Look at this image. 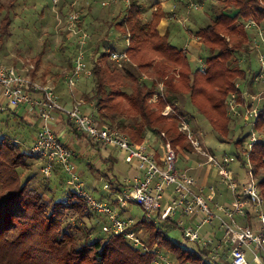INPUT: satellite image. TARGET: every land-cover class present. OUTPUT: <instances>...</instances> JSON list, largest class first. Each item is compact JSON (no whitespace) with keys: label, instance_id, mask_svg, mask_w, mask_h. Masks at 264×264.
Returning a JSON list of instances; mask_svg holds the SVG:
<instances>
[{"label":"trees","instance_id":"trees-1","mask_svg":"<svg viewBox=\"0 0 264 264\" xmlns=\"http://www.w3.org/2000/svg\"><path fill=\"white\" fill-rule=\"evenodd\" d=\"M118 4L124 7L123 18L113 21L119 33L114 39H109L107 29L105 35L95 41L89 62L85 54L91 81L83 85L81 98L92 106L89 113L93 114L97 124L118 130L135 145L144 143L147 132H153L157 138L162 132L177 154L190 152L191 147L184 141L185 134L177 128L178 117L174 114L165 118L161 114L162 109L170 105L180 115L176 104L181 97L187 96L191 107L224 141L230 132L231 122L227 117L226 101L235 90V83L244 80L247 88L255 91L248 84L253 75L250 67L239 65L238 54L248 57L249 41L254 48L251 51L256 49L254 38L259 39V46L262 43L257 33L253 39L248 36L246 26L249 22L257 26L264 22V0H224L211 23L193 33V37L208 51L203 68L191 65L185 50L170 42L168 30L163 35L157 31L159 22L166 18L167 13L154 10L152 20L143 22L141 8L135 1L110 2L113 6ZM210 7L212 11L217 9L213 5ZM59 11L64 13L63 0ZM79 19L77 29L87 32ZM9 23L6 18L7 27ZM127 38L130 39L127 50L126 46L117 50L110 44L116 39H123L126 43ZM87 45L88 42L85 52ZM74 46L75 51L66 62V73L73 67L72 57L78 49L76 42ZM102 47L105 51H100ZM65 49L61 47V50ZM112 51H125L137 67L126 60H121L122 67H119L118 62L108 60ZM157 57L172 68L169 73L164 65L158 66V77L153 78L148 86L141 82L140 75ZM156 81L163 83V96L154 90ZM77 87L76 90L74 88V96L78 94ZM155 94H158V99L153 104L150 99ZM255 123L256 129L264 126V106ZM69 125L78 133L70 122ZM32 134L19 114V108L7 107L0 111V264H154V254L135 249L125 239L103 232L105 218L89 210L72 188L64 199H57L60 197L57 196V188L63 183L67 185V179L64 181L67 174L58 163L53 164L49 178L41 174L45 159L30 155V143L34 140ZM81 137L84 139L83 135ZM243 140L230 141L239 159ZM89 147L95 153L100 151L98 146ZM250 162L254 174L258 175L256 183L264 199V169H261L264 168V140L254 146ZM137 223L145 229L143 236L147 246L157 245L158 254L171 261L195 264L200 258L208 257L206 249H199L196 253L173 243L167 236L169 230L177 228L172 221L157 223L141 218ZM98 225L104 236L98 234Z\"/></svg>","mask_w":264,"mask_h":264},{"label":"built area","instance_id":"built-area-1","mask_svg":"<svg viewBox=\"0 0 264 264\" xmlns=\"http://www.w3.org/2000/svg\"><path fill=\"white\" fill-rule=\"evenodd\" d=\"M53 1L56 5L58 0ZM92 1L100 2L102 6L116 2V0ZM124 1L128 3V0ZM193 8L197 9V6ZM78 19L77 12L69 13L64 19L67 29L75 35L78 46L72 59V70L65 79L66 87L73 96L70 107L61 104L52 86L40 83L13 67L0 66V95L7 107L17 109L28 106L42 123L29 147L30 155L45 159L41 174L49 178L53 164L58 163L69 176L67 185L74 188L89 210L105 218L102 231L125 239L135 249L154 254L156 256L154 264L171 262L158 254L157 245L154 244L150 248L147 246L142 224L131 218L122 217L126 203L140 207L146 221L174 222L182 231L187 243L208 250V257L213 264H264V199L254 180L250 162L251 151L263 140V136L257 133L255 122L264 106V93L253 92L249 88L243 89L240 83L242 81H237L235 90L228 95L226 101L227 113L233 122L244 127L247 125L254 127V131L249 134L241 149L240 156L243 159L237 156L230 158L226 154L216 157L204 149L187 122L170 105L162 112L164 116L175 114L178 117V129L185 134L192 152L205 160L204 163H198L197 168L208 165L216 170L221 184L230 191L231 202L221 204L215 200L213 187L206 191L197 183L194 176L187 171L179 170L178 155L164 133L158 135L162 153L155 157L145 143L135 145L118 130L99 126L93 114L82 112L83 100L74 96L73 89L78 80L90 77L91 71L85 65L84 49L89 35L82 29H77ZM251 26L254 24L249 22L246 27ZM257 36L264 42L260 30ZM128 39L126 50L129 45ZM253 44L258 49L257 38H254ZM109 57L112 61L118 62L119 67H122L121 60L130 61L125 51L122 53L112 51ZM258 62L260 71L248 80V84L254 88L259 83H264V57L259 56ZM54 114L65 116L89 145L98 146L100 150L116 149L122 152L121 156L125 163L135 164V174L123 178L114 200L96 199L82 188L73 165L76 152L62 143L55 132L46 126ZM235 161L241 163V168L245 171V180L242 182L232 172L231 164ZM237 217L241 219L240 222L237 221ZM205 228H209V231L203 232Z\"/></svg>","mask_w":264,"mask_h":264},{"label":"rangeland","instance_id":"rangeland-1","mask_svg":"<svg viewBox=\"0 0 264 264\" xmlns=\"http://www.w3.org/2000/svg\"><path fill=\"white\" fill-rule=\"evenodd\" d=\"M133 1H135L141 8L140 17L143 22H150L152 20L153 18L152 11L157 9L161 11L160 6L154 8L155 6L158 5L157 3L159 1H164L165 5L168 4L169 7L166 10V13L169 9L171 11L170 10L168 11L167 13L168 15H166V19L167 22H172L171 33L175 32V34H173V37H175V39L169 38L170 42L178 48H182L184 50L186 49L187 50L186 56L188 57L191 65L193 67L201 68L200 66L202 65V62L199 63L198 60L204 61L208 56V51L203 46L201 47L200 53L198 54L199 56L193 55L191 52H188L189 51L188 39L194 38L193 33L195 31L211 23V21L218 14L219 8H222L221 5H217L215 7L217 9L212 11L210 10L211 7L210 8L208 7L209 6L208 0H191L192 4L190 8H188L187 10L180 9L179 11L177 10L175 12L177 4L182 5L180 1L179 3H177L178 0H133ZM63 2H64V13H61L59 11V8L62 4V0H58L56 5L53 0H0V66H6V67L20 66V68H24V69L27 68L28 70L26 69L23 70L24 72H22V74L29 75L28 72H30L31 70L30 74H33L32 72H36V75L34 76L35 79L33 78L34 80L52 86L51 85L52 80L50 77H47L46 80L43 81L39 79V76L43 71H49V72L51 71V73H58V74L62 73L65 75L66 66H67L66 62L67 59L71 58V56L73 55L75 51L74 44L76 42L75 35L72 34L71 30L69 31L67 29V24L64 21L66 16L71 12H77L79 14V17L81 18L79 19V21L82 22V26L89 35V40L87 41L88 45L86 47V52H85L86 59L88 62L90 60L89 56L93 51L95 41L102 38L107 32V29L110 32L109 39L111 38L114 39L118 30L113 25V21L114 20L120 21L123 18L124 13L122 11L124 10L123 9L124 7L122 5L118 4L113 6L109 4L110 6L107 5V7H103L98 2L92 4V2L87 0H63ZM193 6L194 7L197 6V9L193 8ZM112 7H114V9L111 10ZM178 13L181 14L182 16H179ZM196 17L198 18V20L192 21ZM6 18L10 20L8 27L5 24ZM159 25L157 26V31L161 30ZM247 34L250 38L253 39L255 35V31L253 29L248 30ZM251 42L250 41L248 42V49L250 52L249 56L244 57V54L242 56H240L241 54H238L239 56L238 59H240L238 60V63L243 68L249 66L252 74H257L260 71L258 58L259 56L264 57V42L260 43L258 50L255 49L252 51L251 49L254 48ZM128 43L130 45V39H128ZM110 44H112L113 47L116 48L117 50L124 49V47L126 46V43H124L123 39H116L115 43H110ZM61 47H65L66 49L63 51L61 50ZM100 51H105V49L102 47L100 48ZM41 52H43V56H44L43 58L40 55ZM149 52L150 51H148V53ZM37 55L38 56L40 55L39 60L36 57ZM104 60L105 59H103L102 62H104ZM108 60L112 61L110 57ZM130 62L133 64L135 68L137 67L136 63L132 61V58ZM161 64L164 65V67H167V71L170 73L172 67H170V65L164 62L162 63V61L157 57L152 60L151 67H149L147 71H142L143 74L140 75L141 82H145L149 86L151 82L158 77L156 71L157 69H160V67L158 66H160ZM34 65L36 66L38 65V66L35 69H31L30 66H34ZM38 67L39 70L36 71ZM64 75L62 76V78H59L58 80L63 83V89L61 93L68 99L69 102H71V104H69L71 106L73 102L72 99L73 96L71 95L69 89L65 86V83L63 81ZM177 78L178 76L175 75V79ZM238 81L243 82V84L242 82H240L242 85L241 87L243 89L247 88L246 81L244 80H238ZM80 83L78 82V84ZM78 84H76V86H78ZM155 85L156 88L154 90L156 92L158 91V93H160V95L163 96V83L160 81H156ZM253 90H255V92L257 93H264V83H259L257 87L253 88ZM73 94H75L74 89H73ZM75 97L78 98V95L76 94ZM156 98L158 99V94L153 95L152 99H150L151 103L155 104ZM69 105L67 107H70ZM176 105L178 107L177 112L190 126L195 137L200 141L204 149H206L209 152H212L214 155H216V157H221L222 155L226 154L230 158H234V157L237 158L236 157L237 151L235 149V146L233 143H230V141L244 138L242 145L243 148L249 134L254 131V127H252L251 125H247L243 127L240 123L238 124L237 122H233L229 118L227 113V117L231 121L229 122L230 132L229 134H227L226 139L225 140L223 139L224 141H222L211 130V127L209 126V122L205 120L202 116H200L198 113H196V111L191 107V104L187 96L181 97L180 102H178ZM164 108H166V106ZM164 108L161 111L162 115ZM155 109H157L156 106ZM171 115H165V116L163 115V116L165 118H168ZM178 127H179V123H178ZM257 131H258L257 133L258 134L260 133L264 139V126L258 128ZM150 134L152 135L147 137L146 140L147 142L144 143L148 147L150 146V148L153 147V150H156V153L159 152V154H161L162 150L159 147V145L161 144L160 140L157 139L156 134H154L153 132H151ZM167 139L169 140V138ZM186 140L184 141L187 144ZM61 142L69 146L66 142L64 141ZM87 145H89V143H87ZM178 154H177L178 155L177 167L179 168V170L187 171L189 174L194 176L196 175V173L203 174L204 176H208L210 173L208 177L209 179L208 184H212L214 189L216 190L217 195L218 196L222 195L223 196L222 198L223 199L225 198L224 200H228L229 197L231 199L232 196L230 194V191L227 190V188L223 184H221L220 177L218 176L216 170L212 169L208 165H202V167L199 168L200 169L199 171H191L189 169L190 167L195 166V164L197 165L198 163H204L205 160L202 157L196 155L193 152H185L184 154L180 152ZM82 159H84V161L76 163L77 166L76 174L80 178V182L82 183V188H84L85 191L90 193L96 199H102L101 195L103 196L108 195L105 192L102 193V186L107 181L103 177L104 174L109 172L110 174L119 177L117 179H122L124 177H127L130 171L129 166L127 164H125L123 161H117L118 166L114 167L112 171L107 172L104 168V165L101 164V166H99V164L97 163V157H95L94 153L91 154V157L82 158ZM231 169L233 174L238 178L240 182L245 180L244 179L245 171L244 169L241 168V163L239 164L237 161L233 162V164H231ZM261 169L263 170L264 168ZM262 170H260L261 173ZM252 172H253L254 180L256 181L258 175L254 174L253 167H252ZM65 179L68 180L69 176L65 175L64 181ZM71 188L74 190L73 187H69L63 183L62 187L57 188V196L60 195V197L56 196L57 199H60L61 197L62 199H64L66 193H68L69 190H71ZM258 189L261 190V188ZM94 190L99 192V194L96 193ZM217 199L218 198H216V200ZM104 200L105 201L114 200V196H107ZM122 217L131 218L134 221L138 222L139 220H141V218H143V211L140 207L136 206L133 203H129V204L126 203ZM236 219L238 222L241 221L239 217H237ZM157 223H162V222L157 221ZM208 229L209 228H205L203 232ZM144 233H145V229H144ZM98 234H100V236H104V234L101 232L99 225H98ZM167 236L173 243L180 245L184 249L195 251L196 253L200 249L198 246L194 244L187 243L182 235V231L178 227L169 230ZM170 262L171 264H179L178 262L176 263L173 260L172 261L170 260ZM186 264H191V263H186ZM195 264H213V263L210 260V258L202 257Z\"/></svg>","mask_w":264,"mask_h":264},{"label":"crops","instance_id":"crops-1","mask_svg":"<svg viewBox=\"0 0 264 264\" xmlns=\"http://www.w3.org/2000/svg\"><path fill=\"white\" fill-rule=\"evenodd\" d=\"M179 1L182 3V5H178L177 4L175 12L177 10L179 11L180 9L181 10L182 9L183 10H187L188 8L191 7V4H192L191 0H178L177 3H179ZM208 1H209V6L208 7L210 8L211 5H213L214 7H216L217 5H220V3L223 2L224 0H208ZM164 3H165L164 1H159L157 3L158 5L155 6L154 8L160 6L161 7V12L166 13V10L168 9L169 5L168 4L165 5ZM154 8H153V10H154ZM168 11H167V13H168ZM172 15H173V13H172ZM178 15L182 16L179 13H178ZM197 20H198V18L196 17L192 21H197ZM159 24L158 25L161 28V30H158L160 35H163L164 33H166V30H168L170 38L171 39H175V37H173V34H175V32L171 33L172 22H167L166 18H162L161 21L159 22ZM258 26L257 25L251 26V27L247 28V31L253 29L255 31V34L259 30L264 33V22L260 23ZM191 31H192V29H191ZM176 36H178V35H176ZM188 40H189V45H188V48H189L188 50L189 51L188 52H191L195 56H199L198 54L200 53V50H201V47H202L201 44L195 38H189ZM186 51L187 50L185 49V53H186ZM36 57H37V59H39L38 55ZM43 57L44 56L42 55V58ZM244 57H247V56L244 55ZM198 61H199V63L202 62V65L200 67L203 68L204 67V63H203L204 61L203 60H198ZM37 66L36 65L30 66V68L31 69H35ZM39 67L36 69V71L39 70ZM13 68L16 69L20 73L24 72L23 70H25V69L28 70L27 68H25V69L24 68H20V66H15V67L13 66ZM66 69H67V66H66ZM26 72H28V71H26ZM30 72H31V70H30ZM30 72H28L29 75H31V76L32 75H34V76L36 75V72H32L33 74H30ZM68 74L69 73L67 72L64 75V77H63L64 78V80H63L64 83H65L66 76ZM47 77L51 78V80H52L51 81V83H52L51 85L55 88L57 96L59 97L61 104L66 106V107L69 104H71V102H69L68 99L64 95H62V93H61L62 89H63V83L61 81H59L58 79L62 78V73L58 74V73H51V71L50 72L49 71H43L41 73V75L39 76V79L45 81ZM90 81H91V77H83V78H81L78 81L79 83L81 82L80 84H78V82H77V84H78V87H77V92H78L77 95H78V97L81 98V96L83 94V92H82L83 91V85L89 83ZM65 86H66V83H65ZM81 100H82V98H81ZM5 108H7L6 102L3 101V99L1 98V95H0V111H3ZM91 108H92L91 105H88V104L83 102L81 110L85 114H90L89 111L91 110ZM19 114H21L23 120L27 123L28 127L32 130V133H33L32 134V139H34L37 131L41 128L42 123L36 117V115L28 108V106L19 107ZM46 126L48 128H50L52 131L55 132V134L57 135L59 140L66 142L69 145V147L72 148L76 152L75 159H73L74 160L73 161V163H74L73 165H74L75 172H77L76 163L84 161V159H82V158L91 157V154H93V153L95 154V157H97V163L99 164V166H101V164L104 165V168H105V170L107 172L108 171H112L114 169V167L118 166L117 161H123L124 162V160L122 159V156H121L122 152H120V151H118L116 149H113V148H108L106 150H100L99 152L95 153V151H93L90 147H88L89 145H87V143L85 142V139H83L81 137L80 133L78 131H77L78 133H76V132H74L71 129V127L69 125V122H68V119L65 116H63V115L54 114L53 119L51 121H48ZM240 130H242V129H240ZM150 133L151 132H147L146 133V138H145L144 142H147L146 141L147 137L152 135ZM31 144H32V142L30 143V145ZM148 148H149V152L152 153L155 157H159L161 155V154H159V152L156 153V150H153V147L150 148V146H149ZM190 152H192V151H190ZM182 154H184V153H182ZM125 164H127V163H125ZM127 165L129 166V170H130L128 175H127V177H131V176H133L135 174V164H127ZM189 169L191 171H199L200 170L199 168H197L196 164H195V166H192ZM209 175H210V173H209ZM209 175L208 176H204L203 174L196 173L195 176L194 175H192V176H194L196 178L197 183L200 186H203L206 191H207V189L209 191V188L213 187L212 184H208ZM103 177L107 181L102 186V193L103 192L107 193L108 194L107 196L116 195L117 190L119 189V186H120L123 178L122 179H117L119 177H117L116 175H112L109 172L104 174ZM94 191L99 194V192H97L96 190H94ZM107 196L101 195V197H102L101 200H104ZM222 197H223L222 195L218 196L217 193H216V190H215V200H216V198H218L216 200L217 202H219L221 204H229L231 202V200H232V198L230 199V197H229L228 200H224L225 198L223 199ZM214 230L217 231L216 229H214ZM207 231H209V229L204 231V232H207ZM211 231H212V229H211ZM218 235H219V233H218Z\"/></svg>","mask_w":264,"mask_h":264}]
</instances>
